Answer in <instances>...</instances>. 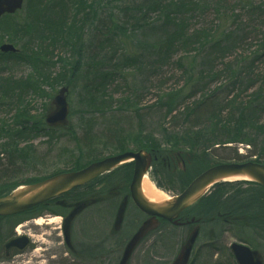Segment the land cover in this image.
<instances>
[{
  "label": "rangeland",
  "instance_id": "obj_1",
  "mask_svg": "<svg viewBox=\"0 0 264 264\" xmlns=\"http://www.w3.org/2000/svg\"><path fill=\"white\" fill-rule=\"evenodd\" d=\"M107 1L95 0L96 7L93 6L94 0L57 1L58 4L54 3L51 6H61L57 9L52 8L44 23L50 29L61 30L64 42L61 39L54 43L50 41L43 43V48L46 51H54V56L52 58L47 57V60L43 63V66H47L40 69L39 74L28 63H8L4 66L2 74H12L14 75L12 78L16 80L33 75L32 79L38 82V89H29L23 94H19V98L14 94L10 95L14 96L11 99L8 98L10 97L8 95L5 104L0 108V127L2 129L0 132V153H3L0 154V196L8 194L27 180L41 179L59 171L72 170L88 164L91 162L90 160L95 158L100 159L129 150L135 151L145 146L146 141H150L151 144L149 142L148 146L153 145L154 148H174V143L171 144L164 140L163 130L157 125L163 113L157 106V101L161 93L168 92L177 85L176 77L180 75V72L176 69L175 63L181 57L180 53L174 55V59L172 58L170 61L171 64L159 67L158 76L153 73L152 69L153 75L147 73L148 69L139 72L142 68H135L121 72L126 74L125 78H120V73H118L116 78L109 82L107 86L101 85L95 74L104 68L112 72V65L116 62L111 61V58L116 54H122L120 44L114 43L113 47L106 48V34L92 32L93 26H102L105 15L104 4ZM139 1L123 0V5L128 7L129 4L133 5ZM197 1L201 3L202 0ZM194 3L192 2L191 6L187 8V19L190 20L189 25L192 29L201 28L204 24L207 28H210L212 23H215V26L213 25L215 28L218 23H224L225 19L230 20L229 28L239 35L243 34L242 31L246 30L247 25L261 29V23L258 20L252 21L255 18L247 16L246 10L251 11L248 7L250 3L264 4V0H227L226 8L222 10L227 13L224 18L219 16L213 7H206L207 10H204L203 13L197 12L198 3ZM92 7L97 10V13L92 19L93 25L90 24L91 28L84 36L86 53H100V61L102 54L109 56V58L104 61V64L100 62V66H98L97 58H90L95 54L88 55V60L84 61V65L81 63V68L78 73H75L74 81L70 85L73 128L69 132L55 131L52 135L48 132L49 137H46L43 134L44 132H39V130L46 127L44 117L50 108V102L54 94L68 80L69 74L65 72L72 67L73 59L80 48L77 35L80 27L88 18ZM98 14L101 18L99 22ZM24 15L25 13L23 15L20 13L21 18ZM234 15H239L240 19L235 21ZM67 26H69V30H66ZM140 31L137 33L136 38L139 40H141ZM248 31L244 35V41L240 40L238 43L234 56L241 55L252 58L256 50L261 47V43L259 44V40L262 38L261 32L251 33V28H248ZM4 38L8 39V33ZM100 39L102 45L98 42ZM38 41L32 35L30 36V43L26 50L33 57L37 56L35 52L38 51ZM24 42L17 45L21 48ZM123 46L125 48L128 45L123 44ZM131 49L134 50L135 48ZM59 58H63V63L59 62ZM262 61L258 67H255L254 71H264V58ZM149 76H151L150 79ZM172 76L175 77L168 80ZM47 77L48 79H46ZM160 78L166 79V84L161 86ZM222 78L226 80L225 76ZM223 79L212 84L211 87L220 86L219 83L225 82ZM134 81L135 85L132 86ZM240 87L231 92V96L240 93L242 97L250 99L249 95L255 88L247 92H241ZM10 92H2V94H9ZM226 94V87H223L220 91V98ZM202 97V94L198 93L196 97L187 103L197 101ZM125 101H128V103H125ZM183 106L184 104L181 106L182 110L187 105ZM136 107L140 109L139 112H134L131 109ZM20 115H26L27 117H21ZM225 115L226 117L229 116V114ZM21 119H32L29 124L30 128L26 125H19L18 121ZM34 122L40 126L37 132L35 131L36 125ZM178 148L185 149L186 146L180 144ZM214 148L213 161L238 162L256 159L251 155V150L246 143L233 142L226 145H217ZM160 182L166 191L165 193L169 196L176 194L180 189V185L169 182L167 179ZM246 187V185L234 186L227 189V192ZM250 188L254 190L249 192H257L256 186ZM247 195V193H244V196ZM229 203L231 202L226 201V210L232 211ZM47 207L56 209L54 205ZM130 211L133 214L132 220L139 222L140 219L133 207L130 208ZM89 212L90 210L81 214L78 222L74 223L77 233L79 232L77 224L82 231L81 235H76L77 238L80 237L76 241V247L82 250L81 255L86 259L80 260L79 256L68 254L63 237L59 235L61 230L56 228L57 222L47 223V219L55 218V215L45 212L36 217L37 222L42 220L41 224L32 220L21 224H28L22 226L20 231L21 233L25 231V233L33 236V242L25 251L18 252L15 250L8 257H5L4 244L14 235H18L19 232L13 231L11 233L9 225L0 226V264H118L122 248L133 232L132 228L134 226L129 227L131 224L129 214L125 225L129 228L123 230L122 227L123 231L118 229L119 232L122 231V234L118 236H114L115 233L110 228V220L113 217H107L104 228L100 218V228L96 230V236H93L91 244L94 251H88L86 242L82 241L81 237L88 240L89 236L93 234L88 231L89 223L86 222ZM236 215L239 214L236 213ZM218 224L220 225L217 226L215 223L204 228L205 230L194 249L192 264H237L230 245L234 242H240L239 238H245L249 246L258 249L264 258V239H260L255 229H243L242 223L236 224L232 228L226 227L220 222ZM108 231L111 232V236ZM107 237L110 240L103 243ZM185 238V229L183 232L182 228L165 225L142 243L134 253L130 264H171Z\"/></svg>",
  "mask_w": 264,
  "mask_h": 264
},
{
  "label": "trees",
  "instance_id": "obj_2",
  "mask_svg": "<svg viewBox=\"0 0 264 264\" xmlns=\"http://www.w3.org/2000/svg\"><path fill=\"white\" fill-rule=\"evenodd\" d=\"M57 1L59 0L27 1L21 12L22 15L25 13L23 18L18 14L6 15L1 19L0 44L4 41V36L7 33L10 42L15 44L25 42L21 47L20 54H12L9 58L0 53V108L5 104L8 95L15 94L19 98V94H23L29 89H38V82L32 79L33 75L16 80L12 78L14 75H4L2 72L8 63H28L38 74L40 69L47 66L46 64L43 66V63L47 57L54 56V51H46L43 48V43L46 41L54 43L61 39L63 41L61 30L50 29L44 23L51 9L61 6H51L54 3L58 4ZM192 2L198 3L197 12L203 13L204 10H207L206 7H213L219 16L223 18L227 16V13L222 11L226 8L227 0H202L201 3L197 0H140L136 4H129L128 7H124L123 0H108L104 4L105 15L102 26L95 25L92 28L93 33L106 34V48L113 47L114 43L120 44L122 48L121 55L116 54L111 58V61L116 62L112 65V72L104 68L95 74L101 85L107 86L118 73H120V78H125L126 74L121 72L135 68H142L139 72L148 69L147 73L149 74H152V69L153 73L158 76L159 67L171 64L170 61L172 58L174 59V55L180 53L181 57L175 63L176 69L180 72V75L176 77L177 85L168 92L163 91L164 93L159 95L157 101V106L163 112L157 125L163 130L164 140L171 144L174 143V148H154L153 145L148 146L150 141H146L143 146L147 149H158L161 162L163 164L164 161L169 162L172 168L175 166L173 163L175 159L171 158L173 152L182 151L184 157L187 156L185 170H166L162 164L159 171L170 182L180 185V188H184L193 177L205 169L227 162L213 161L214 146L217 145L233 142L246 143L251 146V155L256 157V161L264 163V71H254L264 58V5L250 3L248 7L251 11L246 10L247 16L255 18L252 21L258 20L261 23V29L247 25L246 30L242 31L243 34L239 35L229 28V19H225L224 23H218L215 28V23H212L210 28L204 24L201 28L192 29L189 25L190 20L187 19V8L191 6ZM93 6L96 7L95 0ZM96 13L97 10L92 7L88 18L80 27L77 35L80 48L73 59L72 67L65 72L69 74V77L63 84L71 85L75 73H78L81 68V63L84 65V61L88 60V55L95 54L90 58H97L98 66H100V62L104 64V61L109 58L102 54L100 61V53H86L87 49L84 44L86 32L84 34L83 28L84 30L91 28L90 24L93 25L92 19ZM97 17L99 22L100 15L98 14ZM239 19V15H234L235 21ZM248 28H251V31L261 32L262 38L259 40L261 47L256 50L252 58L241 55L234 56L238 43L240 40L244 41V35L249 32ZM69 29L67 26L66 30ZM139 31L141 40L136 39ZM31 35L39 40L35 57L26 50ZM98 42L102 45L101 39ZM123 44L128 46L124 48ZM59 62L63 63V58H59ZM223 76L226 80L222 78ZM174 77L172 76L168 80ZM220 78L225 82L212 88V84L222 80ZM166 82V79L160 78L161 86ZM134 85L135 81L132 83V86ZM223 87H226L227 94L220 98V91ZM239 87L241 92L255 88L249 95L250 99L242 97L240 93L231 96L230 93ZM1 91L11 92L2 94ZM198 93L203 97L188 104L187 102H190ZM13 97L8 98L13 99ZM182 104L187 105L183 110L181 109ZM131 109L134 112L140 111L138 107ZM225 114H229V116L226 117ZM20 116L27 117L26 115ZM180 144L185 145L186 148H178ZM81 167L83 166L73 170ZM240 184L242 182L215 185L211 194L205 198L206 214L209 213L210 217H216L215 219L219 220L217 212L223 208L224 201L230 200L231 210L243 211L241 212L243 217H240L242 224L243 222L247 223L249 228L257 231L260 239H264V189H257L255 193L249 192L247 196H244L246 190L241 188L227 193V189ZM33 211L1 219L14 226Z\"/></svg>",
  "mask_w": 264,
  "mask_h": 264
},
{
  "label": "water",
  "instance_id": "obj_3",
  "mask_svg": "<svg viewBox=\"0 0 264 264\" xmlns=\"http://www.w3.org/2000/svg\"><path fill=\"white\" fill-rule=\"evenodd\" d=\"M23 0H0V17L4 13H13L21 8ZM3 51L14 50L11 45L2 46ZM67 88L60 90L54 99L55 109L46 116V121L51 126L65 127L68 124L69 108L67 104ZM130 159L136 160L133 182L131 184L132 197L138 207L150 215L125 247L120 264H128L130 257L142 238L158 224L159 218L177 222L182 211L192 206L209 189L221 181H230L229 178L238 177L237 180H250L264 186V164L258 162L227 163L213 166L197 176L189 186L179 195L163 202H152L142 190V180L147 172L151 157L145 151L137 153L127 152L121 155L107 157L101 161L91 163L86 168L78 171L57 174L48 179L22 186L9 195L0 198V216L22 213L28 209L57 197L74 187L83 185L102 173L112 170ZM83 205L78 207L81 209ZM125 205L123 204L118 222H120ZM76 211L73 213V215ZM72 215V216H73ZM71 216V217H72ZM199 234V229L193 230L183 245L179 256L172 264H188L191 251ZM29 244L26 236L10 240L5 248L24 250ZM232 251L239 264H264L260 253L248 246L233 243Z\"/></svg>",
  "mask_w": 264,
  "mask_h": 264
},
{
  "label": "flooded vegetation",
  "instance_id": "obj_4",
  "mask_svg": "<svg viewBox=\"0 0 264 264\" xmlns=\"http://www.w3.org/2000/svg\"><path fill=\"white\" fill-rule=\"evenodd\" d=\"M158 159V158H157ZM117 176V178L115 177ZM130 183H131V177L128 171L126 172H119V173H111L108 175H104L97 180H95L91 185H88L84 188H82L81 193L78 194H73L68 196L66 201H62V203L66 207H62L63 209H66V211H62L64 218H63V232H62V237L64 244L68 249V251L71 254H75L76 256L80 257V260L86 259L83 258L82 250L80 248H76L75 246L73 247L72 245V238H73V232H72V219L70 220L69 216L70 214L68 213L72 207L74 206L73 202H76L78 200H81L85 196V192H89L90 194L95 195V199L91 198L92 200L87 204L85 203V207H83L80 210V213L83 214L87 211L90 210L88 213V220L86 221L87 223L94 222L96 219H99V214L105 215V220L108 217H113L111 219V226L110 228L115 225V220H116V212L118 211V208H120L122 201L126 200L127 203V198H128V207L130 205L133 206L135 212L138 214V217L140 221H134L132 220L133 215L130 216V223L136 224V223H142L143 220H145L148 216L141 214L140 210L135 206V204L132 201V196H131V190H130ZM62 199V198H60ZM60 199H55V203H60ZM60 200V201H59ZM51 203V202H50ZM73 204V205H72ZM200 204V205H199ZM198 205H196L194 208H191L189 210H186L182 213L181 215V221L183 223L187 222V224H182L178 225L182 228H186L188 231L193 230L196 226H199L200 228V234L202 233L203 229L205 228V225L207 222H205L202 218L204 217L206 213V203L203 200L200 202ZM198 207V208H197ZM85 208V209H84ZM84 209V210H83ZM83 210V211H82ZM115 210V212H114ZM232 212V211H229ZM68 213V214H67ZM67 214V215H66ZM73 219H75L73 217ZM126 219L124 222H126ZM199 220V221H198ZM91 221V222H90ZM191 221V222H190ZM223 223H226L225 220H223ZM189 222V223H188ZM109 224V223H108ZM107 224V225H108ZM123 224V222H122ZM121 224V226H122ZM120 226V227H121ZM115 228V227H114ZM16 231V230H15ZM68 232L70 233V243H68ZM110 231H108V234ZM61 233H59L60 235ZM76 239L75 237V232H74V240ZM93 242V240H92ZM90 243V245L92 244ZM142 243H140L141 246ZM93 245H91L92 247Z\"/></svg>",
  "mask_w": 264,
  "mask_h": 264
},
{
  "label": "bare ground",
  "instance_id": "obj_5",
  "mask_svg": "<svg viewBox=\"0 0 264 264\" xmlns=\"http://www.w3.org/2000/svg\"><path fill=\"white\" fill-rule=\"evenodd\" d=\"M238 177L229 178V180H237ZM142 190L145 194V196L151 200L152 202H163L167 199H169V195L165 193V191L157 188L153 182L148 178L144 177L142 182ZM60 221V218H53L50 222ZM42 220L38 221V223H41Z\"/></svg>",
  "mask_w": 264,
  "mask_h": 264
}]
</instances>
